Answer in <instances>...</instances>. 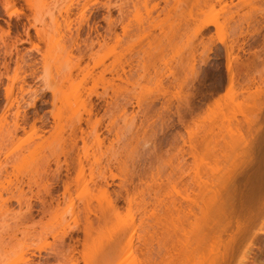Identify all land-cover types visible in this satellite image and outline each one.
<instances>
[{
    "label": "rangeland",
    "instance_id": "1",
    "mask_svg": "<svg viewBox=\"0 0 264 264\" xmlns=\"http://www.w3.org/2000/svg\"><path fill=\"white\" fill-rule=\"evenodd\" d=\"M81 2L86 3L85 22L75 37L80 13L73 6L70 41L58 7L50 10L55 23L50 11L30 9L26 0H16L8 9L0 0V264H112L106 259L113 256L104 259V250L125 223L133 221L136 233H142V211L157 210L155 197L175 205L195 201L190 218L176 209L168 217L171 211L159 207L165 211L166 229L179 233L185 228L178 251L169 258L172 264H204L212 258L243 264L251 240L264 245V232H257L264 231V211L249 225L250 235L237 233L240 238L235 240L238 236L229 237L237 232L233 214L230 218L215 208L228 198L226 181L264 184V0H180L177 19L171 18L173 12L164 15L172 0L166 5L163 0ZM211 18L216 25H205ZM43 28L46 40L36 33ZM44 53L52 55L46 72ZM113 54L116 71L104 75L113 77L116 92H104L99 84L97 92L88 95L92 81H82L86 71L80 69L96 74L110 67ZM64 56L69 61L59 70L56 62ZM228 64L234 77L231 90ZM68 72L77 85L64 86V92L57 90L59 95L53 97L46 83ZM77 89L85 105L74 101ZM89 107L91 114L86 112ZM16 109L18 127L11 138L4 133L12 127ZM250 120L258 121L251 123L258 130H247ZM249 139L256 152L253 159L242 145ZM189 143L194 156L185 153ZM83 147L87 154H81ZM77 153L81 159L87 155L81 171ZM181 174L185 180H208L209 187L188 191ZM65 182L70 183V194L62 197ZM201 206H210L205 207L209 213ZM205 218L209 220L203 224ZM87 219L91 231L86 237ZM194 229L201 233L196 235ZM254 233L257 237L250 238ZM216 237L220 243L229 239L233 247L223 250L228 245L223 247ZM211 242L218 244L216 252L206 249ZM209 251L216 255L211 258ZM141 253L135 240L125 256ZM257 258L256 264H264V251Z\"/></svg>",
    "mask_w": 264,
    "mask_h": 264
},
{
    "label": "bare ground",
    "instance_id": "2",
    "mask_svg": "<svg viewBox=\"0 0 264 264\" xmlns=\"http://www.w3.org/2000/svg\"><path fill=\"white\" fill-rule=\"evenodd\" d=\"M27 1V3H28V6L30 7V9H35V7H36V10H37V8H38V10L40 11V12H42V11H46V12H49L50 10H52L53 8H57L58 7V11L57 12H59L58 14H60L61 16H62V12L64 13V16H63V20H64V22H66V25H65V27H67V30H66V28H65V35L64 36H67V38L69 37L71 40L70 41H72V39H73V34L71 33V29H70V22H68V19H69V15H70V12H71V8H73V6H75L76 8H77V10H78V12L80 13L79 14V16H80V20L77 22V26H76V28H75V37H77L78 35H79V32H80V29H81V26H82V22L84 21L83 19H84V13L82 12V10L85 8V6H86V3L85 2H81L82 0H51L50 2H47V1H44V0H35V1H31V0H26ZM162 1V0H161ZM164 1V3H165V5L166 4H169V1L170 0H163ZM174 3H172V4H174V5H172L171 6V8H163L164 9V15L166 14L167 16H168V14H170L171 12H173V14L171 15V18H172V16H176V19L177 18H179V16H181V12H178V10H179V6H181V4H180V0H172ZM220 1V0H219ZM15 3H16V0H4V7H5V9H8V8H10V7H14V5H15ZM155 5H157L158 6V4H156L155 3ZM155 5H154V7H155ZM60 6V7H59ZM156 6V7H157ZM155 7V8H156ZM159 7V6H158ZM177 7H179L178 9H177ZM52 8V9H51ZM55 8V9H56ZM161 8V7H160ZM181 9V8H180ZM157 10H159V13H160V11L162 12V10H160L159 8L157 9ZM166 10V11H165ZM165 12H167V13H165ZM228 12H230V10H228ZM12 13H16V11H12ZM50 14L52 13L51 11L49 12ZM158 13V14H159ZM163 13V12H162ZM189 13L191 14V10L189 11ZM9 14H11V12L9 13ZM49 14V15H50ZM189 14V15H190ZM229 14V13H228ZM170 15H169V18H170ZM159 16V15H158ZM173 17V18H174ZM229 17H231V16H229ZM50 18H51V20L52 21H54L55 23H56V19L54 20V16L52 17V14L50 15ZM168 19V18H167ZM83 20V21H82ZM208 20H210V19H208ZM212 20V21H211ZM211 20L210 21H206V24L205 25H207V24H214V25H216L215 23L217 22L216 21V18H211ZM216 22H215V21ZM85 22V21H84ZM111 25V24H110ZM44 30H45V28H43V31L42 30H38V29H36V33H37V35L39 36V38L40 39H45L46 40V35H47V33L46 32H44ZM143 31H144V29H142ZM68 32V33H67ZM26 35L27 36H29V33H26ZM68 38V39H69ZM57 43V45H58V43H59V41H57L56 42ZM56 43H55V45H56ZM98 43V42H97ZM101 43V42H100ZM104 43H105V41H104ZM92 44H90V47H92L91 46ZM102 45L103 44H101V45H99V47L101 46L102 47ZM105 45V44H104ZM89 46V45H88ZM60 47H61V53L62 52H65L63 49H65L64 47H63V44H61L60 45ZM226 48V47H225ZM227 48H228V46H227ZM231 49V46H230V48H228V49H226V54H227V56L229 57L230 56V50ZM113 56V58H114V60L112 59V61H114V62H112V63H109V66L110 67H107V66H104L103 67V69H101L100 71H98V72H96V74H93L91 71H89V70H84V69H80V72H83V71H86V73H83V75H82V81H83V79L84 80H88V79H90L91 81H92V85H91V87L89 88L90 89V91L88 92L89 94L88 95H90V93H96L97 91H96V86L97 85H99L98 87H100L101 89H103V91L104 92H106L108 89H111L113 92H116L115 90V86L113 87V85H114V83H113V81H112V83H111V81H110V79H113V77H111V78H106L105 77V75H104V73L105 72H107V71H110V72H112L113 71V69L116 71V67H114V65L116 66V63L115 62H117L116 60V58H115V55L113 54L112 55ZM52 58V55L51 54H46L45 55V53H44V55H41V59H42V70H43V72H46L47 71V67H48V63H49V60ZM230 58H231V56H230ZM69 61V58H68V56H64V57H59L58 58V61L56 62V67H57V69H59V70H62V68L66 65V63ZM229 61H227V63H228ZM111 64V65H110ZM235 64V63H234ZM193 64H190L189 65V71H191V72H193L194 71V66H192ZM230 64H228V67H227V70H228V87H229V90H231V88H233V72H232V69H231V66H229ZM109 73V72H108ZM113 73V72H112ZM112 73H111V75H112ZM116 73V72H115ZM114 74V73H113ZM77 76V75H76ZM75 76V77H76ZM118 76V75H117ZM75 78H74V76L72 75V72H68V73H66V74H64V75H62L57 81H49V82H47L46 83V87H47V89L49 90V91H51L52 93V95H53V97L54 96H56V94H61V92H64V91H62V90H65V88L66 89H69V88H74V86L75 85H77V84H74V83H76L75 82V80H74ZM109 79V80H108ZM74 81V82H73ZM86 82V81H85ZM246 83V82H245ZM79 84V83H78ZM113 84V85H112ZM233 84V85H232ZM247 84H248V82H247ZM64 86H66V87H64ZM256 86V85H255ZM63 87V88H62ZM69 87V88H68ZM57 90H59V92L57 93ZM76 90V89H75ZM75 90H73L74 91V94H76L75 95V97H76V99H74V101L75 100H77V101H75L76 103H80V104H84L85 103V100L84 99H82V96H81V94H80V92H79V90L77 89V91H76V93H75ZM243 90V89H242ZM246 91V90H245ZM248 93V92H247ZM58 94V95H59ZM62 94H64V93H62ZM57 97V96H56ZM74 97V98H75ZM10 100V99H9ZM15 100H11V103L12 102H14ZM89 101V100H88ZM85 105V104H84ZM88 105H90V104H88ZM91 107H89V109L88 110H86V112L88 113V114H91L90 112H91V109H90ZM17 109H16V112H14V113H16V114H14L15 116H14V120H13V123H12V127L10 128V126H9V128L10 129H8V127L6 128L7 129V131H6V129H5V132L6 133H4V134H8V136L9 137H13V135L15 134L14 133V131L17 129V127H18V120H17V118H18V114H17ZM255 116V115H254ZM255 118H256V116H255ZM254 118V119H255ZM250 119V118H249ZM256 120H257V118H256ZM256 120H252V122H255L254 124L256 125V124H258V123H256V122H258V121H256ZM259 120V119H258ZM79 121H80V119H79ZM251 120L248 122V125H247V127H248V129L247 130H249L250 132H251V129L253 130V132L254 131H256V130H258V128L256 127V126H253V125H251ZM260 124V123H259ZM262 125V124H261ZM257 126H259V125H257ZM246 127V126H245ZM263 127V126H262ZM246 130V129H245ZM248 132V131H247ZM250 132H248V133H250ZM258 132V131H257ZM252 134V133H251ZM250 134V135H251ZM239 135V134H238ZM253 135V134H252ZM253 137V136H252ZM8 138V137H7ZM239 138V137H238ZM236 140H237V138H236ZM235 141V140H234ZM237 141H235V143H236ZM251 142H252V139H249V140H247V141H245L242 145H243V147H244V152H247L250 156V158L251 159H253V158H255V154H256V152H255V150H252L251 149ZM242 143V142H241ZM240 143V144H241ZM231 144L232 145H234L233 144V139H232V142H231ZM231 145V147H234V146H232ZM77 147L75 144H73L72 145V147ZM194 145L192 144V143H189L188 144V149H186V151H185V153L187 154V155H189V156H194V147H193ZM240 146V145H239ZM230 147V146H229ZM228 147V148H229ZM240 147H242V146H240ZM226 148H227V146H226ZM77 149V148H76ZM234 149V148H233ZM243 149V148H242ZM87 151V149H86V147H83V150H82V152H81V154L82 153H85ZM182 151V150H181ZM235 151V150H234ZM78 152V151H77ZM79 153H80V151H79ZM184 153V152H183ZM86 154H87V152H86ZM77 156H78V153L76 154ZM81 155H79L78 156V165H79V168H80V171L82 170V168H83V166L81 165V164H83V162H82V159L84 158V157H86L87 155H85L82 159H81V157L83 156H81ZM84 159H87V158H84ZM185 162V161H184ZM186 164V163H185ZM179 166V165H178ZM180 167V168H179ZM178 168H179V170L181 171V168H182V165L181 166H179ZM1 172V171H0ZM186 171H183V173L182 174H184ZM189 172H187V174H188ZM181 174V175H182ZM186 174V173H185ZM186 174V175H187ZM190 174V173H189ZM188 174V175H189ZM187 175V176H188ZM213 175V174H212ZM184 175H182V177L180 176V178H181V180H180V182L182 183V185L183 186H186L189 190L188 191H192V192H194V190H195V186H197L196 187V189H197V191H199V189H201V185H205L206 187H209V186H207L206 184H208V183H206V182H209L208 180H201V181H197L195 178H193V177H191L189 180L186 178V180H185V178L183 177ZM196 177V176H195ZM215 177V176H214ZM250 180V179H249ZM183 181H184V183H183ZM232 181H234V180H232ZM231 180H229V182L227 183V181H226V183L225 182H222V183H225V184H223V186H224V188H225V190L227 189V192H225L224 194H228V195H226V196H228V198H226L227 200L226 201H224L225 203L223 204V202H221L222 203V205H221V207H222V209H221V207L219 206V210H218V208H215L217 211H226V213L228 212V215L229 216H227V217H230L231 218V214H233V217L231 218L232 219V221L234 220V225H235V227H236V231H234L233 230V233L234 232H236V234H235V236H229V237H231L232 239H235V237H237L238 235H239V233H240V237H242L243 235L242 234H246L247 236L248 235H250V232H249V229H251L250 227H249V225L251 226L252 225V223L254 222V220H255V218L258 216V214H259V212H261V211H264L263 209H264V197H262L261 195L263 194L264 195V188H262L263 187V185H259L260 183H258V185H255V184H257V183H255L254 182V185H253V183L252 184H249V183H247L248 182V180H244V182H242V181H240L239 183L237 182V183H235V182H232ZM213 183V182H212ZM221 183V184H222ZM165 184V183H164ZM220 184V185H221ZM69 185H70V183L68 184V182H65V184L63 185V188H64V191L62 190V192H63V194H62V192H61V195H62V197L65 195V194H70L69 192H70V187H69ZM161 185H162V183H161ZM209 185V184H208ZM223 186L221 185V189H223ZM260 186H262L261 187V189H260ZM164 187V186H163ZM186 187H185V189H186ZM200 187V188H199ZM161 188V187H160ZM262 192V193H261ZM195 193H196V190H195ZM259 193H261V194H259ZM201 194V193H200ZM155 195V194H154ZM68 195H66L65 196V198H68L67 197ZM157 196V195H156ZM222 196V195H221ZM155 197V196H154ZM202 196H200V198H201ZM225 197V196H224ZM156 199H155V201H153V203L155 202L157 205V207L159 208H164L165 209V211L167 210L168 212L169 211H171V212H169V213H167V214H170V216H168V217H171V213H172V211L176 214V211H184V215H186L187 217H191V215H192V217H193V214L192 213H194V211H196L195 209H194V205H192V204H194V202L195 201H192L193 203L191 204H189V203H185V205H182V203H180L179 205H175L174 204V202H167V201H165V202H163L162 200H160V199H158L157 197H155ZM205 198V197H204ZM50 199H51V197H50ZM202 199V198H201ZM18 200H19V198H18ZM52 200H53V198H52ZM56 201H57V198L55 199ZM186 200V199H185ZM188 200V199H187ZM202 200H204V199H202ZM206 200V199H205ZM225 200V199H224ZM191 201V200H190ZM186 202V201H185ZM188 202V201H187ZM202 202V201H201ZM207 202H208V204H209V201H208V199H207V201H204V205H208L207 204ZM154 203V204H155ZM200 205V204H199ZM217 204H215V206H216ZM219 205V204H218ZM218 205H217V207H218ZM213 206V205H212ZM200 207V206H199ZM202 207V206H201ZM205 207H210V206H205ZM205 207H202V208H200V210H202V209H204V211H205ZM157 208V210H159ZM162 208V209H163ZM211 208V207H210ZM163 209V210H164ZM173 209H176V211H174ZM221 209V210H220ZM157 210H155V211H142L143 212V217L141 218V225H143V230H142V233L141 234H137L136 233V227H135V224H134V222L133 221H131V222H128V224H124V226L120 229V232L117 234V236H116V241L112 244V245H109L108 246V250L106 251V250H104L105 251V255H104V259L109 255V254H111L112 256H113V258H111V259H106V262L107 263H112V264H172V260H169V258L172 256L171 255V253H175L176 251H178V249H179V247H178V244H179V234L181 233H183L184 231H185V228H184V231L183 232H179L178 233V231H177V233L175 232L174 233V231L172 232V231H169L168 229H166V227H165V223L164 222H166V220H165V211H162L161 209H160V211H157ZM210 210H214V209H210ZM166 211V212H167ZM193 211V212H192ZM197 211H199V208H197ZM206 211H208V213H209V208H207L206 209ZM230 211V212H229ZM28 212V211H27ZM42 212V211H41ZM44 212V211H43ZM216 212V211H215ZM214 212V213H215ZM29 213V212H28ZM173 213V214H174ZM183 213V212H182ZM220 213V212H219ZM231 213V214H230ZM101 214H103L104 215V212L103 213H101ZM188 214H190L189 216H188ZM205 214V213H204ZM103 215H102V217H103ZM195 215V214H194ZM206 215V214H205ZM204 215V216H205ZM209 215V214H208ZM220 215V214H219ZM223 215H225V214H223ZM231 215V216H230ZM203 216V215H202ZM222 216V215H221ZM226 216V215H225ZM224 216V217H225ZM173 217V216H172ZM184 217V216H183ZM189 217V218H190ZM206 217H207V215H206ZM207 218H209V217H207ZM207 218H205L206 220H204L203 221V224H204V222L206 223L208 220H207ZM230 218H227V219H230ZM186 219H188V218H186ZM223 219V218H222ZM175 220V219H174ZM176 220H178V218L176 219ZM189 220V219H188ZM88 223V226H85L84 227V229H83V233H84V236H86L87 237V235L88 234H90V231H91V229H90V220L89 219H87L86 220ZM167 221H168V219H167ZM170 221V220H169ZM168 221V222H169ZM190 221V220H189ZM171 222V221H170ZM169 222V223H170ZM178 222V221H177ZM221 222V221H220ZM227 222V221H226ZM231 222V220H228V223H230ZM187 223H189V222H187ZM208 223V222H207ZM227 223V224H228ZM233 223H232V226L234 227V225H233ZM190 224H192V222L190 223ZM195 225V224H194ZM230 225V224H229ZM187 226V225H186ZM191 226V225H190ZM196 226V225H195ZM194 226V227H195ZM182 227V226H181ZM207 227H209V226H207ZM252 227V226H251ZM168 228V227H167ZM179 228V227H178ZM191 228V227H190ZM197 228H199V225L197 224ZM230 228H232V227H230ZM181 229V228H180ZM187 229V228H186ZM188 229H189V227H188ZM193 229V228H192ZM192 229H191V231H192ZM202 228H199V230H201ZM211 229V228H210ZM176 230V229H175ZM182 230H183V228H182ZM181 230V231H182ZM195 230V229H194ZM198 229H196L195 231H193V233L195 232V234H196V231H197ZM224 230V229H223ZM190 231V232H191ZM171 232V233H170ZM228 232V231H227ZM231 232V231H230ZM249 232V233H248ZM257 232H259L260 234L261 233H263L264 231L262 230V229H259V230H257ZM201 232H198L197 234H200ZM218 233H221L220 232V230H219V232ZM237 233H238V235H237ZM251 233H252V230H251ZM255 233H256V231H255ZM253 234V236L251 235L250 236V238L251 237H253V238H256L257 237V234ZM196 234V235H197ZM217 234V233H216ZM230 234H232V232L230 233ZM188 234H186V236H187ZM195 235V236H196ZM219 235V234H218ZM217 235V236H218ZM232 235H234V234H232ZM242 235V236H241ZM126 236H128V238H127V240L125 241V243H124V247H122L119 251H118V248H119V246L122 244V240H123V238L124 237H126ZM186 236H184L185 238H186ZM194 236V234L192 235V236H190V238L188 239V241L189 240H192V238L191 237H193ZM212 236V235H211ZM216 236V235H215ZM246 236V237H247ZM182 237H183V234H182ZM214 237V236H213ZM219 237V236H218ZM239 236L235 239V240H239V238H240ZM244 238H245V236H243ZM181 238V237H180ZM217 238V237H216ZM193 239H195V237L193 238ZM197 239V238H196ZM195 239V241H197ZM218 239H220V238H217L216 240H218ZM222 239V238H221ZM135 240L138 242V247L140 248V250L142 251V253H141V257H139V256H134V255H132V254H130V256L129 257H127V256H125V253L126 252H128L129 250H130V248L134 245V242H135ZM215 240V241H216ZM234 240V241H235ZM181 241H182V239H181ZM186 241V240H185ZM194 241V240H193ZM223 240H221V243L219 242V240H218V242L220 243V244H222V246L224 247V245L225 244H227V243H229V239H227L226 241V243H224V241L222 242ZM184 242V241H183ZM189 242H191V241H189ZM233 242V240L231 241V239H230V243H232ZM182 243V242H181ZM180 243V244H181ZM194 243V242H193ZM193 243H192V245H193ZM212 243V242H211ZM216 243H217V241H216ZM216 243H214V244H216ZM224 243V244H223ZM233 243H235V242H233ZM237 243V242H236ZM250 243V242H249ZM248 243V244H249ZM255 242H253V240H251V246L248 248V249H246V255L244 256V261H243V264H245L247 261H250V263L252 262L253 264H256L257 262H259V261H257V257L258 256H260V254H262V252L264 251V245L262 246H260V245H255L254 244ZM170 245V247H168L169 245ZM206 244H207V241H206V243L203 245V247H206ZM214 244L212 243V247L210 246L211 244H209V246L211 247L210 249H209V246H207V250H213V248H214V250L216 249V247H217V245H216V247H214ZM228 245V247L226 246V247H224L223 248V250L226 248H230L229 247V245L230 246H232L231 244H227ZM197 246V245H196ZM200 246V245H199ZM190 248H191V246H189ZM195 247V246H194ZM193 247V248H194ZM201 247V246H200ZM219 247V246H218ZM233 247V246H232ZM40 248H42V247H40ZM39 247L37 248L38 250L40 249ZM199 248V247H198ZM222 248V247H221ZM196 250H197V248H195ZM205 249V248H204ZM256 251H255V250ZM192 250V249H191ZM202 250V249H201ZM201 250H199V251H201ZM213 250V251H214ZM228 250V249H227ZM226 250V251H227ZM230 250V249H229ZM195 251V250H194ZM204 251V250H203ZM217 251H219V249H217ZM182 252V251H181ZM198 252V251H197ZM207 252V251H206ZM212 252V251H211ZM210 251H209V253L208 254H210L211 253ZM214 252H216V251H214ZM213 252V253H214ZM219 252H222V251H219ZM223 252H225V251H223ZM191 253V252H190ZM194 253V252H193ZM203 253V252H202ZM205 253V252H204ZM213 253L212 254H210L209 256L212 258L214 255H216V253L213 255ZM186 254V253H185ZM206 254V256L208 255L207 253H205ZM224 254V253H223ZM223 254L221 255V257L223 256ZM132 255V256H131ZM190 256V255H189ZM208 256V257H209ZM219 257L220 256H218V259H219ZM214 259V261H212ZM221 259V258H220ZM23 261H27V260H24V258L22 259ZM209 260V259H208ZM207 260V263H204V264H224L225 262L223 261V260H216L215 258H212L211 260H209L208 261ZM254 260H256V261H254ZM186 262V261H185ZM189 262V261H188ZM197 262V261H196ZM256 262V263H255ZM24 263H27V262H24ZM249 263V264H250ZM29 264V263H28ZM187 264H189V263H187ZM200 264V263H199ZM201 264H202V262H201ZM248 264V263H247Z\"/></svg>",
    "mask_w": 264,
    "mask_h": 264
}]
</instances>
